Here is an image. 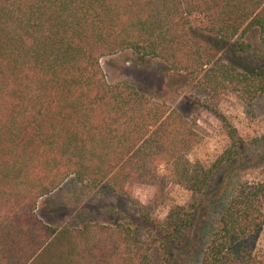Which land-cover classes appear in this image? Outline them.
Masks as SVG:
<instances>
[{
    "label": "trees",
    "instance_id": "trees-1",
    "mask_svg": "<svg viewBox=\"0 0 264 264\" xmlns=\"http://www.w3.org/2000/svg\"><path fill=\"white\" fill-rule=\"evenodd\" d=\"M250 28L264 51V0H0V264H264V172L241 179L264 165V136L247 141L225 124L222 154L190 162L182 117L133 84H108L100 64L131 51L246 94V76L225 69L219 81L204 67ZM254 80L264 95V72ZM70 176L118 193L144 186L154 200L171 183L192 202L161 220L139 205L143 238L60 227L36 203Z\"/></svg>",
    "mask_w": 264,
    "mask_h": 264
},
{
    "label": "rangeland",
    "instance_id": "rangeland-1",
    "mask_svg": "<svg viewBox=\"0 0 264 264\" xmlns=\"http://www.w3.org/2000/svg\"><path fill=\"white\" fill-rule=\"evenodd\" d=\"M233 47L230 54L216 53L209 66L204 68L208 76L214 74L219 81L223 80L225 69L228 73L236 70L240 77L246 76L249 81L246 94L235 81L217 82L216 90H213L203 82V72L195 78L168 72L161 62L131 51L104 56L100 64L108 84H133L154 101L165 103L179 114L196 141L187 154L190 162L207 167L230 144L225 124L247 141L264 136V95L260 94L254 80L257 74L264 72V51L259 44L258 29L250 28L239 34L233 39ZM263 172L264 165L242 172L241 179L258 181ZM124 190L126 192H115L110 189V184L93 187L70 176L59 188L39 199L35 210L40 217L55 215L60 227L94 223L111 228L119 226L121 230L143 238L146 223L138 213L139 205L149 217L161 220L172 205L192 202L189 191L171 183L166 184L163 196L158 200H154L144 186ZM256 250L264 258V228Z\"/></svg>",
    "mask_w": 264,
    "mask_h": 264
}]
</instances>
